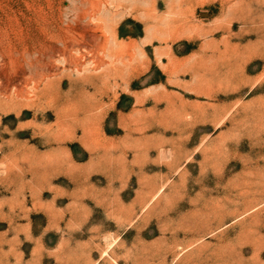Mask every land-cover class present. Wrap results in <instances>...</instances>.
Wrapping results in <instances>:
<instances>
[{"label":"rangeland","instance_id":"obj_1","mask_svg":"<svg viewBox=\"0 0 264 264\" xmlns=\"http://www.w3.org/2000/svg\"><path fill=\"white\" fill-rule=\"evenodd\" d=\"M0 264H264V0H0Z\"/></svg>","mask_w":264,"mask_h":264},{"label":"bare ground","instance_id":"obj_2","mask_svg":"<svg viewBox=\"0 0 264 264\" xmlns=\"http://www.w3.org/2000/svg\"><path fill=\"white\" fill-rule=\"evenodd\" d=\"M123 64V66H126V64H124L123 62H121ZM121 68V67H120ZM124 68V67H123ZM117 69V68H116ZM119 69V68H118ZM131 73V72H130Z\"/></svg>","mask_w":264,"mask_h":264}]
</instances>
